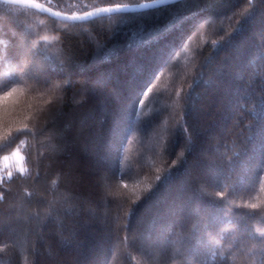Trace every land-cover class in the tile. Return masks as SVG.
Listing matches in <instances>:
<instances>
[{
  "label": "trees",
  "instance_id": "trees-1",
  "mask_svg": "<svg viewBox=\"0 0 264 264\" xmlns=\"http://www.w3.org/2000/svg\"><path fill=\"white\" fill-rule=\"evenodd\" d=\"M31 1L0 0V264H264V0Z\"/></svg>",
  "mask_w": 264,
  "mask_h": 264
},
{
  "label": "water",
  "instance_id": "water-1",
  "mask_svg": "<svg viewBox=\"0 0 264 264\" xmlns=\"http://www.w3.org/2000/svg\"><path fill=\"white\" fill-rule=\"evenodd\" d=\"M10 1L21 2V3H25V4H31V5H37V6L42 7V8L45 7L43 5H39L36 2L31 1V0H10ZM172 1H177V0H164L163 3H161L160 0H158V1L150 2V3L142 4V5H119V6H111V7H106V8L107 9H120V10H117V11H108V12L96 10L90 16L66 15V14L57 13L56 11L51 10V9H46V10H47V12L49 14H51V15H53L55 17L62 18V19H65V20H69V21H75V20H89V19H94V18L101 17V16H103L105 14L114 13V12H120V11H130V10L141 11V10H148V9H151V8L156 7V6H159V5L168 3V2H172ZM144 5H151V7H147L146 8V7H144ZM106 8H103V9H106ZM99 10H102V9H99Z\"/></svg>",
  "mask_w": 264,
  "mask_h": 264
},
{
  "label": "rangeland",
  "instance_id": "rangeland-1",
  "mask_svg": "<svg viewBox=\"0 0 264 264\" xmlns=\"http://www.w3.org/2000/svg\"><path fill=\"white\" fill-rule=\"evenodd\" d=\"M2 161L6 166L22 165L23 156L21 153L14 151L11 154H7L3 157Z\"/></svg>",
  "mask_w": 264,
  "mask_h": 264
},
{
  "label": "snow or ice",
  "instance_id": "snow-or-ice-1",
  "mask_svg": "<svg viewBox=\"0 0 264 264\" xmlns=\"http://www.w3.org/2000/svg\"><path fill=\"white\" fill-rule=\"evenodd\" d=\"M161 3L164 2V0H160ZM144 7H151V5H144ZM117 10H120V9H102V10H98V11H105V12H108V11H117ZM89 15H91V13H89ZM253 207H255V205H253ZM262 235H264V233H262Z\"/></svg>",
  "mask_w": 264,
  "mask_h": 264
}]
</instances>
